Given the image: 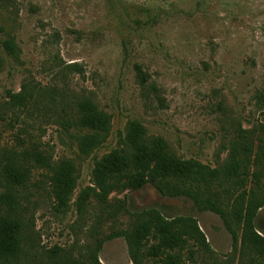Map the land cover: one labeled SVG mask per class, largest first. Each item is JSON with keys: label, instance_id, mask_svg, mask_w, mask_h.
Masks as SVG:
<instances>
[{"label": "rangeland", "instance_id": "obj_1", "mask_svg": "<svg viewBox=\"0 0 264 264\" xmlns=\"http://www.w3.org/2000/svg\"><path fill=\"white\" fill-rule=\"evenodd\" d=\"M7 38L17 59L2 48ZM23 84L24 101L12 106L9 93ZM261 94L264 0H0V193L2 168L25 150L71 160L78 174L59 208L50 171L24 164L30 172L16 187L22 251L8 264H133L123 234L150 212L198 226L201 235L170 253L178 264H264L242 245L233 213L241 197H264V162L255 159L264 149ZM82 97L110 117L106 139L88 155L79 153L74 125ZM131 121L221 179L181 195L150 183L105 200L90 191L79 210L82 192L94 188L95 161L121 146ZM234 160L241 165L232 171ZM253 226L264 236V205ZM143 264L162 262L147 256Z\"/></svg>", "mask_w": 264, "mask_h": 264}, {"label": "trees", "instance_id": "obj_2", "mask_svg": "<svg viewBox=\"0 0 264 264\" xmlns=\"http://www.w3.org/2000/svg\"><path fill=\"white\" fill-rule=\"evenodd\" d=\"M4 52L18 58L19 50L12 38L2 43ZM137 69V76L145 82V75ZM26 86L18 93H9V104L15 106L24 101ZM264 107V94L259 96ZM74 125L81 132L77 138L81 155H88L99 147L109 132L110 117L89 97H82L75 103ZM256 161L264 162V149L256 155ZM32 161L40 168L50 171V184L59 208L66 207L78 178L75 164L68 159L51 162L50 156L42 152L27 151L21 158L9 159L2 168L1 176L7 183L0 193V264L16 260L22 251L23 220L19 210L16 187L25 184L30 169L24 165ZM241 161L234 160L231 169L236 170ZM225 173L223 178L230 176ZM221 179L217 169H211L195 160H182L171 152L167 142L161 137L148 138L144 127L138 122L127 124L121 146L103 155L94 163L92 182L94 188L83 191L78 201L81 210L84 201L92 191L100 200L115 190L128 188L137 190L145 184L154 185L163 194L181 195L194 185H208ZM264 205V197L251 194L241 197L234 207V215L243 224L241 243L264 258V236L253 226L257 210ZM201 232L196 223L187 218L167 219L158 212H150L149 218L138 223L125 237L129 256L133 264H143L145 257L158 258L162 264H178L177 257L170 254L180 250L189 239H195ZM153 242L148 246L149 241ZM67 264L70 262L67 261Z\"/></svg>", "mask_w": 264, "mask_h": 264}]
</instances>
